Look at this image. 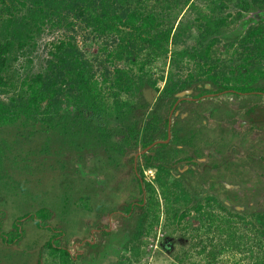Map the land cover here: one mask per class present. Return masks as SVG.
<instances>
[{
    "label": "rangeland",
    "instance_id": "1",
    "mask_svg": "<svg viewBox=\"0 0 264 264\" xmlns=\"http://www.w3.org/2000/svg\"><path fill=\"white\" fill-rule=\"evenodd\" d=\"M155 1H152V10L159 13L163 25L153 29L150 35L173 27L168 52L150 68L155 78L162 77L158 87L163 89L171 77L186 80L191 74L203 71L205 74L198 75L201 79L191 89L177 95L180 101L174 109L171 101H160L155 91L148 96L138 94L136 101L148 103L149 110L136 119H147L155 113L161 120L158 131L166 127L165 121L169 119L170 130L173 135L178 134L179 139H173L165 148L155 145L153 149L163 153L171 181L177 180L181 189L187 190L183 194L191 201L179 209L177 219L169 218L162 208L159 223L155 224L152 217L147 219L145 230L137 238L139 223L146 220L147 206L140 205L141 200L146 199L147 203L150 198L148 189L140 191L131 163L140 153L141 145L126 147V154L117 158L114 155L112 159L110 152L96 142L82 145L83 141H88L85 137L76 143H65L58 134L43 132L14 145L13 129H5L0 130V143L8 140L9 145L13 144V149L19 152V161L12 156L6 161V173H0L4 231L12 229L16 217L46 207L53 213L51 223L65 231L69 248L82 253L75 264H177L174 255L182 248L191 249L189 264L204 262L198 254L202 250L198 244L201 240L208 245L212 238H218L208 232L206 219L193 210L196 204L202 203L204 212L213 211L222 217L225 212L220 211L216 203L209 204V197L241 214L264 212V119L257 113L251 121L247 114L252 107L264 109V95L240 96L219 91L220 86L208 78V65L179 55L187 48L190 51L195 47L204 49L212 38L200 40V31L194 27L199 25L197 18L201 13L215 19L227 17V23L216 35L220 44L212 61L216 65L213 73L217 72L222 78L235 69L237 74L243 64L240 39L251 27L264 24V10L251 6L243 11L236 2H231L229 8L213 13V5L205 0H192L181 6L171 4V9L164 7V0ZM239 12L241 16L237 18ZM179 32L181 36L177 37ZM68 39L85 53L102 84L106 77H113L118 68H134L128 61L115 57L120 44L118 33L100 35L83 22L69 19L59 25L57 22L46 24L36 39V46L26 48L15 63V69L23 77L44 71L52 58V45ZM235 49L239 55H234ZM105 87L106 94L112 91L108 84ZM108 101L112 103V98L108 97ZM103 123L109 129L124 130V125L114 117ZM122 138L117 134L113 140L123 143ZM156 173V169H146L145 180L154 183ZM160 201L163 203L162 199ZM132 203L137 205L128 214L127 207ZM149 222L154 223L152 229ZM237 226L241 227L239 233L243 231L242 224ZM24 230L25 237L17 246L8 247L0 241V264H55L50 251L43 247L51 233L39 230L32 222L25 224ZM88 241L93 246L88 245ZM136 252L139 259L133 258ZM243 258L244 255L230 252L221 257L250 263ZM59 261L58 257L56 262Z\"/></svg>",
    "mask_w": 264,
    "mask_h": 264
},
{
    "label": "trees",
    "instance_id": "2",
    "mask_svg": "<svg viewBox=\"0 0 264 264\" xmlns=\"http://www.w3.org/2000/svg\"><path fill=\"white\" fill-rule=\"evenodd\" d=\"M152 1L155 0H0V130L13 129L14 145H20L23 139L43 132L58 134L65 143H76L85 137L88 141H83L82 145L96 142L97 146L110 152L112 159L126 154V147L141 145L140 153L131 159V163L140 191L148 189L150 198L147 203L146 199L141 200L140 205L147 206L146 220L140 221L137 238L145 230L147 219L152 217L155 224L159 223L162 208L169 218L177 219L179 209L191 201L188 195L183 194L187 190L184 187L181 189L177 180L171 181L163 153L153 149L155 145L167 147L173 139H179L178 134H172L169 119L165 121L166 127L158 131L161 120L155 113L147 119H136L139 114L145 116L149 110L148 103L136 101L137 95L148 96L155 91L160 101H171L174 109L180 101L177 95L191 89L201 79L198 75L205 74L204 71L198 75L191 74L186 80L171 77L163 89L158 87L162 77L155 78L150 68L162 54L168 52L173 27L150 35L153 29L163 25L159 13L152 10ZM191 1L164 0V7L171 9V4L188 5ZM205 1L213 5V13L229 8L231 2H236L243 11H248L251 6L264 10V0ZM240 16L241 12L237 18ZM69 19L83 22L100 35H120L115 57L128 61L134 68H118L113 77L104 79L112 90L110 93H105V84L96 78L91 61L71 39L59 40L52 45V58L44 71L23 77L15 69V63L26 48L36 46V39L46 24L57 22L59 25ZM197 20L199 25L194 27L200 31V40L212 38L204 49L195 47L190 51L187 48L179 55L208 65V78L220 86L219 91L240 96L264 95V24L251 27L240 39L243 64L237 74L234 69L231 75L221 78L217 72L213 73L216 65L212 61L220 44L216 35L227 23V17L215 19L201 13ZM69 24L73 26L72 22ZM180 36L181 32L177 34V37ZM199 44L202 45V42ZM234 46L235 43H232L231 47ZM236 54L239 55L238 49L234 51ZM108 97L112 98V103H109ZM257 113L264 119V109L252 107L247 112L251 121ZM130 116L133 118L130 119ZM109 117L124 125L123 132L103 125ZM92 124H96L95 127ZM117 134L123 137V143L113 140ZM13 144L9 145L8 140L0 143V173H6V161L12 156L19 161V152L13 149ZM146 169L157 170L154 183L145 180ZM211 202L225 212L223 217L213 211L204 212L202 203L196 204L193 210L206 219L208 232H213L218 238H212L208 245L201 240L198 244L202 250L198 254L204 262L189 264H244L242 261L222 260L221 257L228 252L244 255L242 260L249 259L248 264H264V212L246 215L232 211L217 199L209 197L208 203ZM135 205L132 203L127 207L128 214L133 212ZM52 217V211L46 207L28 212L16 217L12 229L7 232L4 231V214L0 209V241L8 247L19 245L26 234L25 224L32 222L39 230L51 233L43 247L50 251L55 264H75L82 253L69 248L65 231L51 223ZM181 217L184 218L185 214ZM238 224L244 227L240 233ZM148 225L152 229L154 223L149 222ZM88 245L93 246L90 241ZM166 249L171 250L169 246ZM190 252L191 249L182 248L178 254H173L175 262L188 264ZM138 255V252L134 253L133 258ZM58 257L59 263L56 262Z\"/></svg>",
    "mask_w": 264,
    "mask_h": 264
}]
</instances>
